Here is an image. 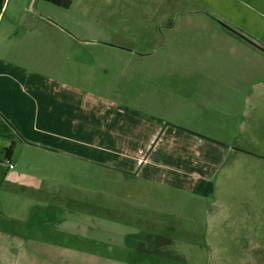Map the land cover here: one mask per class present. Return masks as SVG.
<instances>
[{
  "label": "rangeland",
  "instance_id": "1",
  "mask_svg": "<svg viewBox=\"0 0 264 264\" xmlns=\"http://www.w3.org/2000/svg\"><path fill=\"white\" fill-rule=\"evenodd\" d=\"M69 1H3L0 264H264L256 170L220 176L212 206L165 156L182 108L169 91L215 89L240 110L261 52L198 0ZM259 110L246 156L264 158Z\"/></svg>",
  "mask_w": 264,
  "mask_h": 264
},
{
  "label": "crops",
  "instance_id": "2",
  "mask_svg": "<svg viewBox=\"0 0 264 264\" xmlns=\"http://www.w3.org/2000/svg\"><path fill=\"white\" fill-rule=\"evenodd\" d=\"M3 1L0 0L2 17L7 11ZM198 2L205 10L220 15L228 24L264 46V0H198ZM239 44L245 47L243 43ZM263 58L264 55L262 58L257 57L255 63L263 65ZM214 61L210 58L209 62ZM238 84L244 95L240 110L238 109L240 100H235L236 105H232L231 102L227 104L223 102L221 92L215 89H176V92L171 90L168 93L170 97L177 98L176 102L168 99V107H178V104L182 103L181 116L171 112V109V113L167 115L170 128L165 134L167 139L165 156L174 162L170 170L185 176L186 181L190 178L192 183L185 186L187 191L191 193L197 191L204 198L210 199L212 196V206L218 203L213 196L223 189L217 185L222 181L220 176L223 175L226 184L231 173L240 166L241 168L247 166L249 171L251 168L256 170L253 171L256 184L264 189V158L258 153L246 156L247 152H250L248 146L253 144L254 128L263 120L259 109L262 111L264 109V78L250 88L244 78ZM261 85L262 87L258 88ZM233 96L237 99L236 93ZM0 109L5 112L1 106ZM238 116L240 120L237 121ZM3 122L0 117V124ZM260 125L256 128L260 129ZM256 128L254 133L257 134ZM156 155L159 153L156 152ZM210 229L211 227H208L206 232L208 233Z\"/></svg>",
  "mask_w": 264,
  "mask_h": 264
},
{
  "label": "flooded vegetation",
  "instance_id": "3",
  "mask_svg": "<svg viewBox=\"0 0 264 264\" xmlns=\"http://www.w3.org/2000/svg\"><path fill=\"white\" fill-rule=\"evenodd\" d=\"M0 9H1V5H0ZM225 29L228 32L229 36H231L237 40H240L244 44L245 47H252V48L260 51L264 55V46L253 41V39L251 37H249L248 35H246L244 32H242L238 28H236V27H234L228 23H226ZM150 237H152L151 234H149V238ZM158 238L163 239V241H165V243L170 242L169 240L165 239L164 237H158ZM137 250L139 252L147 253V254H155L156 255L158 253H161V252H159V248H157V246L150 247V244L147 241L140 243L139 246H137Z\"/></svg>",
  "mask_w": 264,
  "mask_h": 264
},
{
  "label": "trees",
  "instance_id": "4",
  "mask_svg": "<svg viewBox=\"0 0 264 264\" xmlns=\"http://www.w3.org/2000/svg\"><path fill=\"white\" fill-rule=\"evenodd\" d=\"M49 3H52L57 6H62L64 8H68L71 5L69 0H45ZM14 144L12 143L6 150H5V157L10 159L12 156Z\"/></svg>",
  "mask_w": 264,
  "mask_h": 264
},
{
  "label": "built area",
  "instance_id": "5",
  "mask_svg": "<svg viewBox=\"0 0 264 264\" xmlns=\"http://www.w3.org/2000/svg\"><path fill=\"white\" fill-rule=\"evenodd\" d=\"M11 168H12V166H11V165H9V166H8V169H11Z\"/></svg>",
  "mask_w": 264,
  "mask_h": 264
},
{
  "label": "water",
  "instance_id": "6",
  "mask_svg": "<svg viewBox=\"0 0 264 264\" xmlns=\"http://www.w3.org/2000/svg\"><path fill=\"white\" fill-rule=\"evenodd\" d=\"M255 45V44H254Z\"/></svg>",
  "mask_w": 264,
  "mask_h": 264
}]
</instances>
